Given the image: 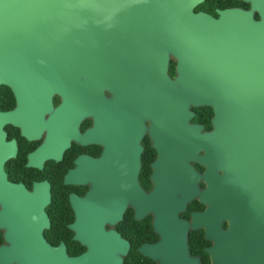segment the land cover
Instances as JSON below:
<instances>
[{
  "label": "water",
  "instance_id": "obj_1",
  "mask_svg": "<svg viewBox=\"0 0 264 264\" xmlns=\"http://www.w3.org/2000/svg\"><path fill=\"white\" fill-rule=\"evenodd\" d=\"M198 1L0 0V83L15 97L0 124L11 120L26 133L45 126L53 154L62 107L76 118L91 111L102 141L110 124H127L134 133L123 164L127 197L155 210L163 235L184 239L187 221L177 210L197 191L207 205L190 224L211 239L209 264H264V0L216 16L194 10ZM53 93L62 97L55 105ZM199 104L213 109L208 131L190 121ZM146 125L161 156L152 163V189L138 192L136 138ZM207 138V184L198 191L187 158ZM106 155L96 159L101 193L109 186Z\"/></svg>",
  "mask_w": 264,
  "mask_h": 264
},
{
  "label": "flooded vegetation",
  "instance_id": "obj_2",
  "mask_svg": "<svg viewBox=\"0 0 264 264\" xmlns=\"http://www.w3.org/2000/svg\"><path fill=\"white\" fill-rule=\"evenodd\" d=\"M231 5L247 8L250 2L200 0L193 9L216 16L219 8ZM253 15L258 17L255 9ZM167 71L175 74V58L169 57ZM104 93L110 95L106 88ZM61 99L53 93V105ZM14 105L10 86L0 83V110ZM199 105L203 106H191L190 121L208 131L213 109L209 104ZM128 129L124 123L110 124L106 140L95 139L91 111L76 118L62 107L53 154L48 151L45 126L26 133L11 120L0 124V264H209L211 239L203 226L190 224L191 213L207 205L197 191L177 210V216L187 221L182 240L165 237L155 210L127 197L128 169L123 164L129 160L134 139ZM136 139L141 147L133 182L138 192H146L153 187L152 163L161 150L147 125ZM208 141L187 158L197 172L198 191L207 184ZM215 147V169L220 174L221 136ZM104 151L108 153L109 186L101 193L96 189L95 167Z\"/></svg>",
  "mask_w": 264,
  "mask_h": 264
},
{
  "label": "trees",
  "instance_id": "obj_3",
  "mask_svg": "<svg viewBox=\"0 0 264 264\" xmlns=\"http://www.w3.org/2000/svg\"><path fill=\"white\" fill-rule=\"evenodd\" d=\"M203 105H198V107H202Z\"/></svg>",
  "mask_w": 264,
  "mask_h": 264
},
{
  "label": "rangeland",
  "instance_id": "obj_4",
  "mask_svg": "<svg viewBox=\"0 0 264 264\" xmlns=\"http://www.w3.org/2000/svg\"><path fill=\"white\" fill-rule=\"evenodd\" d=\"M171 57L174 58L173 56H170V58H171Z\"/></svg>",
  "mask_w": 264,
  "mask_h": 264
}]
</instances>
